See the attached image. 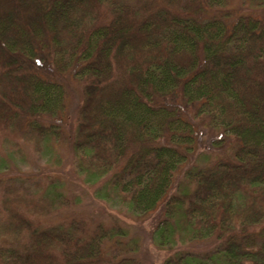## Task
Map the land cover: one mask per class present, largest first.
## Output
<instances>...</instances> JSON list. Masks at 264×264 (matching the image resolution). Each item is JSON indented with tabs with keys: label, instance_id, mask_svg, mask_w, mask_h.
Returning <instances> with one entry per match:
<instances>
[{
	"label": "trees",
	"instance_id": "obj_1",
	"mask_svg": "<svg viewBox=\"0 0 264 264\" xmlns=\"http://www.w3.org/2000/svg\"><path fill=\"white\" fill-rule=\"evenodd\" d=\"M230 2L0 0V166L66 143L87 184L109 176L97 197L161 209L163 264H264V0ZM202 122L222 155L195 153ZM70 203L60 180L0 177V264H145L118 218L43 221Z\"/></svg>",
	"mask_w": 264,
	"mask_h": 264
},
{
	"label": "rangeland",
	"instance_id": "obj_2",
	"mask_svg": "<svg viewBox=\"0 0 264 264\" xmlns=\"http://www.w3.org/2000/svg\"><path fill=\"white\" fill-rule=\"evenodd\" d=\"M229 7L234 9L237 14L245 12L257 14V11L254 12L251 8V10L248 9L247 4H243L242 0H231ZM258 12H261V10H258ZM77 103L76 94H72L70 91L64 118V124L68 129L69 126L71 128L75 123V106ZM218 136H220V132L211 130L203 122L200 123L195 153L209 152L212 157L222 155L228 148L227 146H219L213 143ZM24 147L26 152H28L27 159L24 161L18 157H14L13 160L8 159L5 166H0V177L31 175L39 177L45 185L50 180H60L71 203L54 214L42 218L46 224L67 221L76 215L82 214L89 218L99 217L107 220L118 218L127 224L131 235H136L140 238L141 246L137 257L145 264H163L165 259L174 252L175 249L158 247L152 240L153 227L161 213V209L144 215L142 213L133 214L127 211L124 206L113 204L112 201L116 199L110 200L97 197L95 189L102 186L109 176L99 180L96 184H87L84 181V177L77 172L72 161L74 156H72V151L66 143L59 142L55 145L52 154L48 153L43 157H40L31 145L25 144ZM195 158V156H192L187 165L193 164L196 161ZM191 247L196 250L206 251L211 247V244L208 241H203L194 243Z\"/></svg>",
	"mask_w": 264,
	"mask_h": 264
}]
</instances>
